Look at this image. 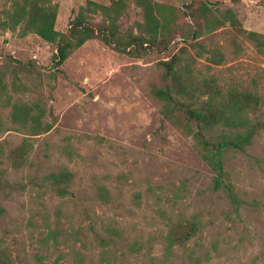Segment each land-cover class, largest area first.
<instances>
[{
    "label": "rangeland",
    "instance_id": "1",
    "mask_svg": "<svg viewBox=\"0 0 264 264\" xmlns=\"http://www.w3.org/2000/svg\"><path fill=\"white\" fill-rule=\"evenodd\" d=\"M53 1L55 29L65 32L87 0ZM152 1L178 9L196 5ZM202 1L213 10H234L238 3ZM240 4L234 12L243 29L264 35V0ZM8 7L9 0H0V19ZM137 20L139 8L131 5L121 29L135 31ZM191 20L178 13L163 54L132 57L91 39L60 68L53 64L54 45L0 27V144L5 151L29 138L32 145L27 166L9 179L14 191L0 196V246L12 264H264V132L245 155L226 161L242 201L235 211L222 191L211 189L212 173L194 140L163 121L160 104L149 95L160 85L161 61L180 46L195 55L188 39ZM229 28L193 40L226 56L212 65L207 54L195 56L197 67H211L221 83L236 80L264 94V56L241 38L233 53ZM16 107L38 113L51 129L29 136L11 122ZM61 167L73 174L66 198L45 178ZM103 185L108 202L99 196ZM191 217L199 222L197 235L166 251L169 224Z\"/></svg>",
    "mask_w": 264,
    "mask_h": 264
},
{
    "label": "trees",
    "instance_id": "2",
    "mask_svg": "<svg viewBox=\"0 0 264 264\" xmlns=\"http://www.w3.org/2000/svg\"><path fill=\"white\" fill-rule=\"evenodd\" d=\"M131 5L139 8L142 20L134 22L135 31L131 28L122 30L120 20ZM184 7L178 9L152 0H111L108 4L87 0L79 7L64 32L55 29L57 2L9 0V7L3 11L4 17L0 19V27L22 37L32 33L54 45L53 64L60 68L76 49L91 39H98L115 52L132 57H143L150 51L163 54L176 26L178 13L190 17L188 39L196 49L195 55L180 46L176 53L161 61L160 85L152 86L149 95L160 104L161 119L183 136L194 140L201 161L212 173L211 189L222 191L237 211L242 201L231 181L226 161L237 153L245 155L255 137L264 132V118H261L264 114V94L236 80L219 82L213 72L209 73L211 67H207L206 72L200 71L195 56L207 54L205 60L210 65L221 64L226 56L217 47L207 49L193 40L228 24L233 53L238 52L236 39L241 38L264 56V35L243 29L241 20L232 8L213 10L202 0H196V5L193 1ZM11 122L28 130L29 136H38L52 127L50 123L42 121L38 113L33 114L30 108L24 107L14 109ZM28 139L5 151L0 144V196L12 194L14 187L10 186L9 180L12 172L20 171L29 162L32 145ZM5 164L8 167H4ZM72 177L73 174L63 167L45 175L54 192L62 198L71 194ZM99 196L109 201L106 186L100 188ZM109 231L111 235H118V230ZM198 231L199 222L194 217L172 222L164 236V249L168 251L174 245L187 243ZM100 240L103 242L106 238L101 236ZM0 264H12L7 249L1 246Z\"/></svg>",
    "mask_w": 264,
    "mask_h": 264
},
{
    "label": "crops",
    "instance_id": "3",
    "mask_svg": "<svg viewBox=\"0 0 264 264\" xmlns=\"http://www.w3.org/2000/svg\"><path fill=\"white\" fill-rule=\"evenodd\" d=\"M241 2H243V0H239V1H238V3H239V4L237 3V6H238V7L241 6V4H240ZM239 5H240V6H239ZM237 6L234 7V11H235V12H236V7H237ZM253 32H254V31H253Z\"/></svg>",
    "mask_w": 264,
    "mask_h": 264
}]
</instances>
